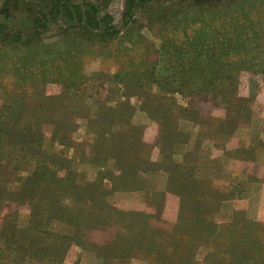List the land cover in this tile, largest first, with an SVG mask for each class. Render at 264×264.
<instances>
[{"label": "rangeland", "instance_id": "374dc122", "mask_svg": "<svg viewBox=\"0 0 264 264\" xmlns=\"http://www.w3.org/2000/svg\"><path fill=\"white\" fill-rule=\"evenodd\" d=\"M52 1L0 0V36L22 27L31 32L36 13H50ZM90 1L100 6L104 26H122L126 0ZM218 2L152 0L135 8L128 27L113 39L100 38L93 27L85 31L81 44L93 56L81 63L78 88L64 103L57 82L41 81L33 91L42 93L44 103L55 101L58 110L36 111L42 102L30 99L32 85L15 89L11 73L0 78L14 87L0 96V114L13 101L20 107L23 98L30 99L20 119L18 112L2 119L15 149L0 162V190L26 196L36 173L46 172L70 191L64 209L45 219L33 213L28 197L5 202L10 207L0 213V229L10 214L9 237L0 234V264H17L22 257L21 264H33V250L39 256L34 264H215L216 254L222 262L264 264V32L250 58L243 48L234 53L232 69L241 68L235 80L216 87L220 102L230 100L235 110L247 107L242 115L229 121L225 108L193 98L177 76L192 65L191 51L175 56L184 33L192 39V17ZM54 16L37 39L62 46L79 30L69 16ZM11 44L0 43V55L13 57ZM125 71L134 78L118 82ZM60 125L70 132L62 141L53 138ZM77 219L86 227L79 228ZM166 243L169 259L153 250Z\"/></svg>", "mask_w": 264, "mask_h": 264}, {"label": "trees", "instance_id": "16d2710c", "mask_svg": "<svg viewBox=\"0 0 264 264\" xmlns=\"http://www.w3.org/2000/svg\"><path fill=\"white\" fill-rule=\"evenodd\" d=\"M108 1L109 0L105 2L106 5ZM151 1L152 0H126L127 6L124 11L125 20L121 27H117L113 25L104 26L103 19L100 17V6L94 1L85 0L80 5H72L69 0H53L52 3L55 4L50 13L45 10L36 13V22H34L35 27L31 32L27 33L26 28L22 27L5 32V35L0 36V43H7V41H10L12 43L11 49L14 50V54H12L14 55L13 57L7 55L9 52L0 55V78L7 73H11L13 78L12 84L15 85V89L27 88L30 90L32 85V89L29 91L31 95L30 99H35L37 101L41 100L42 102L41 104H36V111H40V109H42L41 112H45L46 110H58L59 106L56 105L57 103H55V101L47 102L48 104L44 103L43 101L46 100L42 93L40 97V92H38V94L33 92L36 89V84L41 81L45 83L57 82L62 84L64 93L60 101L64 103L70 94L78 88L77 86L79 84L82 67L81 63L85 57H89L90 54L81 44L82 38L85 35L84 32L93 27L97 30V35L100 38L113 39L117 37L124 28L128 27L136 13L135 8L137 9L139 5H146ZM217 1L219 2L210 4V6L204 9L198 10L192 6V10L200 11L199 14L197 13L198 16L192 17V39L190 34L184 33L183 42L175 52V56L178 57L180 53L184 51H191L192 65L185 68V70L178 71L177 76H179L180 82H183L184 85L187 86L186 88H192V90L189 91H192L193 98L203 97V99H207L206 101H214L212 103L217 104L218 107L225 108L226 111L224 113L226 116H229L230 121L231 116L242 115L241 112L247 110V107L243 106L235 110L232 108L234 105L229 106L230 100L226 103L224 101L220 102L219 92H217L218 89L216 87L222 82L234 81L235 75L241 70L239 67L232 69L234 64H236L233 62V58L237 50L240 51L241 48L245 49V56L248 59L255 45L257 44L259 46L260 42L258 41L262 39L261 37L264 32V0H216V2ZM50 14H54L56 18L63 15L69 16V18L74 21V26H77L76 29L79 30L73 31L71 33L72 37L64 38L62 41L64 44L62 46L53 42L45 43L37 39L47 30L49 23L47 21ZM84 20L86 22H84ZM197 24L199 28H193V26L195 27ZM218 24L221 27L220 30H217ZM4 28V25L0 26V33ZM181 30L182 29H180V31ZM211 35H213L212 37L214 39L209 37ZM108 44L110 45V43ZM113 44L114 41L111 47ZM20 47L24 48L22 52L19 51ZM127 52L128 50L122 52L124 53L122 55L124 59L128 58ZM171 52L173 53L172 50ZM119 53H121V51ZM90 55L93 56L92 54ZM175 59L178 63V58ZM203 59H208L206 60L207 63H203ZM212 59L215 62H213ZM130 60L131 58L126 59L124 61L125 64H123L129 65L127 63H129ZM200 60L202 61L200 62ZM215 64H217V67H213ZM207 66L211 67L208 68ZM101 76L100 74L99 77ZM133 78L132 72L129 71H125L123 74L118 73L116 76L118 82H129ZM1 80L2 79H0V96L9 95L8 92L14 90V87H12L11 84V89H8L7 85ZM232 92L233 90H231L230 96L234 98ZM205 93L207 95H204ZM225 94L227 95V93ZM28 99L23 98L20 107L18 101H13L12 104L10 103L4 111L2 110V114H0V162L7 156V154L4 153L10 155L11 153L9 152H13L15 149V140H7L5 138L7 135L4 136V134L8 133L9 128L7 127V123L3 125L2 119L4 118V120H7L5 119V116H8L6 113L11 114L17 112L20 113L17 119H20L18 117L21 115V107L30 106ZM233 100H236L241 105L243 104L241 99L234 98ZM11 106H14L13 110H11ZM77 106L78 104L74 103L72 109H77ZM23 111L28 112L27 109ZM40 118L41 117H37L36 119L41 120ZM222 121L223 118L221 122ZM41 122L42 121L37 122V128L40 127ZM204 122L208 125L209 123L212 124L208 121ZM27 131L26 134L33 132L31 128ZM68 132L69 131L63 125H60L56 128L53 138L62 141L63 137H65V135L67 136ZM26 134L23 136L25 137ZM27 137L29 136H26V138ZM37 141L38 143L40 142V140ZM17 149L25 151L23 146L17 145ZM30 187H32V189L26 196L25 193L22 195L23 192L18 194L16 192H11L7 195L8 192H6L3 187L2 190H0V213L4 211V209L10 207V205H4L6 201L16 200L20 202V199H26V197H28L26 200L33 208V213L37 215L38 219L48 218L52 213H59L64 209V205H62L64 201L63 196L66 192L70 191L68 186L63 187L56 185V177L51 180L46 172L36 173V179L30 181ZM9 217L10 214L6 215V220L5 223H2L0 234L5 233L6 236L8 235L9 230L7 231V227ZM74 223L78 227L82 225L86 227L84 224L86 223L85 220L77 219L74 220ZM257 226L259 227V225ZM256 232L258 233V230ZM217 233L219 234V232ZM18 242L20 244L22 240L18 239ZM8 243L11 245L14 241H8ZM167 243L164 247L161 244L160 248H153V250L162 252L163 256L169 259L170 255L168 254ZM229 244L233 245L232 241H230ZM44 251L45 250H43V252ZM37 252L38 251L33 250V256L28 259L30 263L34 264L39 259V256L36 255ZM18 255H20L19 250L16 252V257ZM21 261L24 262V257L17 260L16 263L21 264ZM215 261H218L215 264H233L236 260L225 259L222 262L220 254H216Z\"/></svg>", "mask_w": 264, "mask_h": 264}]
</instances>
